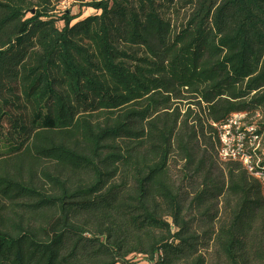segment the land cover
I'll list each match as a JSON object with an SVG mask.
<instances>
[{"label":"trees","instance_id":"16d2710c","mask_svg":"<svg viewBox=\"0 0 264 264\" xmlns=\"http://www.w3.org/2000/svg\"><path fill=\"white\" fill-rule=\"evenodd\" d=\"M53 1L0 0V264H264V0Z\"/></svg>","mask_w":264,"mask_h":264},{"label":"built area","instance_id":"2783aa9c","mask_svg":"<svg viewBox=\"0 0 264 264\" xmlns=\"http://www.w3.org/2000/svg\"><path fill=\"white\" fill-rule=\"evenodd\" d=\"M259 113H231L225 122L213 124L217 130V153L221 160L239 161L246 172L258 180L264 193V134L256 122Z\"/></svg>","mask_w":264,"mask_h":264},{"label":"rangeland","instance_id":"374dc122","mask_svg":"<svg viewBox=\"0 0 264 264\" xmlns=\"http://www.w3.org/2000/svg\"><path fill=\"white\" fill-rule=\"evenodd\" d=\"M86 1V0H84ZM53 3L55 4V10H56V15L59 16V14L63 11V10H70L71 12H76L78 11L79 9L80 10H83V11H87V10H93L91 8H79V3L80 1L76 0V1H73V0H61L59 2L57 1H53ZM86 14V13H84ZM82 14L79 18H83L85 15ZM62 25V22H58V25L59 27H61ZM179 167H180V164H178L176 167H171V175L173 177L174 180H176L177 178V174H178V171H179ZM136 261L139 262V264H148L147 261H145V258L144 256H136L134 258Z\"/></svg>","mask_w":264,"mask_h":264},{"label":"crops","instance_id":"0c3cea01","mask_svg":"<svg viewBox=\"0 0 264 264\" xmlns=\"http://www.w3.org/2000/svg\"><path fill=\"white\" fill-rule=\"evenodd\" d=\"M84 13H86V14H84ZM92 13H95V11L94 10H85V11H83V14L84 15H88V14H92Z\"/></svg>","mask_w":264,"mask_h":264}]
</instances>
